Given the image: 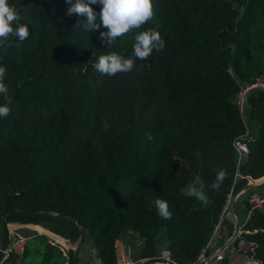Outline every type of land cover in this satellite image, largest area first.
Here are the masks:
<instances>
[{
  "label": "trees",
  "instance_id": "trees-1",
  "mask_svg": "<svg viewBox=\"0 0 264 264\" xmlns=\"http://www.w3.org/2000/svg\"><path fill=\"white\" fill-rule=\"evenodd\" d=\"M8 2L30 35L0 47L12 101L0 117V241L5 222L36 224L69 243L86 234L95 257L116 264V240L126 232L140 238L141 259L159 254L155 238L163 231L171 261L195 264L216 232L219 243L229 238L228 194L247 178H264V89L245 92L254 133L236 181L231 145L246 131L237 94L264 78V0H152L154 16L138 31L156 29L165 46L115 76L93 64L111 52L129 58L135 31L106 47L98 39L106 29L75 28L86 17L68 16L65 0ZM216 169L226 179L213 190ZM196 176L206 204L180 193ZM157 198L167 201L171 219L158 215ZM240 228L250 243L244 254L264 264V206ZM65 261L58 245L37 234L22 255L8 253L0 264Z\"/></svg>",
  "mask_w": 264,
  "mask_h": 264
},
{
  "label": "clouds",
  "instance_id": "clouds-1",
  "mask_svg": "<svg viewBox=\"0 0 264 264\" xmlns=\"http://www.w3.org/2000/svg\"><path fill=\"white\" fill-rule=\"evenodd\" d=\"M69 5L66 14L68 16L78 15L86 17L83 22L78 21L75 28L82 27L84 31L96 32L101 26L106 31H100L98 39L106 47H111L119 37L135 31L133 38L132 53L129 58L111 52L100 55L93 64L94 69L101 75L115 76L118 73H128L134 68V59L146 60L153 50L161 51L165 41L160 33L153 28L138 31L154 16L152 0H65ZM92 5H99L100 11L94 10ZM21 17L8 0H0V47L8 45L10 36L16 37L20 42L25 41L29 35L26 24L20 23ZM6 75V68L0 66V95L6 98V103L0 105V117H7L10 114L9 104L11 98L8 96V86L3 82ZM102 127H109L107 121L102 122ZM147 140L151 142L153 137L146 134ZM199 155V153H197ZM215 181L210 185L211 189L218 190L226 179V170L216 169ZM181 195L195 198L206 204L207 196L204 192V185L199 176L194 177L187 185L180 190ZM155 207L159 216L164 219H171L167 201L157 198Z\"/></svg>",
  "mask_w": 264,
  "mask_h": 264
},
{
  "label": "crops",
  "instance_id": "crops-1",
  "mask_svg": "<svg viewBox=\"0 0 264 264\" xmlns=\"http://www.w3.org/2000/svg\"><path fill=\"white\" fill-rule=\"evenodd\" d=\"M242 119L245 124V119L243 118V114H242ZM250 125L252 128V132L254 133L252 124L250 123ZM245 127H247V125H245ZM247 132H248L247 136H249V134H251V131L247 129ZM262 184H264V181L249 189H245L246 186H243L236 193L228 194L227 201L223 208L222 213L225 212L224 216H227L232 221V232H233V226L235 224L236 230H239V232L241 233L242 230L240 226L244 222V217L246 212L245 197L248 194L249 190L263 192L262 188L257 187ZM231 198L234 199L231 210L232 214H230L227 210L228 207L227 205ZM217 227L218 226H216V228ZM8 229L10 235H19L26 237L37 234L44 235L45 237H47L48 241L51 244H56L60 247L65 257H66V252H65L66 249L68 247L74 248L77 242L76 241L75 244L72 245L66 239L36 224L10 223L8 224ZM118 239H119L118 243H116V264H137L145 259V258H141V259L137 258V254L141 246V240L136 233L126 232ZM227 239L222 243H219L218 234L216 232L210 244L208 245V248L206 249V254L208 253L207 255H211L217 249L225 247L224 251L228 257V264H249V259L250 260L252 259L248 258L244 253L242 254L238 252L236 249L233 251L234 248L233 242L228 241L225 244V246L223 245V243H225ZM156 245L160 250L164 249L163 236H161L160 239L156 240ZM74 256H75L74 264H86L87 262L95 258V254L92 245L90 243V239L86 234L82 235V241L79 242L73 257ZM252 262L254 264H258L257 261L252 260Z\"/></svg>",
  "mask_w": 264,
  "mask_h": 264
},
{
  "label": "built area",
  "instance_id": "built-area-1",
  "mask_svg": "<svg viewBox=\"0 0 264 264\" xmlns=\"http://www.w3.org/2000/svg\"><path fill=\"white\" fill-rule=\"evenodd\" d=\"M261 88L264 89V78H258L254 83L251 85H246L244 88L241 89V91L237 94L236 101L238 104V109L240 113H243V107H244V92H246L250 88ZM247 130L244 134L234 138L232 140V148L234 151V175H233V181L239 180L242 176L239 173V166L245 159V156L248 154V148L246 145V137H247ZM252 179L247 178V183H249ZM245 204H246V212L244 221H246L250 215H252L254 210H260L264 206V193H260L259 191H252L249 190L248 194L245 197ZM27 237L26 236H19V235H10L6 249L4 251V255L6 256L8 253H13L18 256L23 254L24 246L26 242ZM236 240V250L240 253H245V251L248 249L250 243L246 242L240 237L239 230H236L234 236L230 240L233 242ZM210 240L206 243L205 247L200 252L197 262L202 261V264H221L222 256L225 254V247H222L220 249H217L214 251L211 255L206 254V249L208 248V245ZM160 259L166 264H175L171 261L170 255L168 250L162 249L159 251V254L155 257ZM196 262V263H197ZM86 264H104L102 261L97 259L96 257ZM249 264H253L249 262Z\"/></svg>",
  "mask_w": 264,
  "mask_h": 264
},
{
  "label": "water",
  "instance_id": "water-1",
  "mask_svg": "<svg viewBox=\"0 0 264 264\" xmlns=\"http://www.w3.org/2000/svg\"><path fill=\"white\" fill-rule=\"evenodd\" d=\"M244 97H245V92H244ZM264 175V174H263ZM264 181V178H260V179H255V180H251L249 183H247L245 186V189H249L251 187H254L256 186L257 184L261 183ZM233 198L230 199L229 203H228V207H227V210L230 214H232V204H233ZM8 224L10 223H4L3 224V233H2V237H1V241H0V263L1 261L6 257L4 255V251L6 249V246H7V242H8V239H9V236H10V232H9V229H8ZM12 224V223H11ZM236 232V226L234 224L233 226V232L231 234V236L227 239V241L225 243H223V245L225 246V244L230 241L232 239V237L234 236ZM82 239V235L79 236L77 242H76V245L74 248H67L66 249V264H74V252L76 250V248L78 247V244L80 242V240ZM249 262L252 263V260L249 259ZM137 264H166L164 263L163 261H161L160 259L158 258H145L143 261H140L139 263ZM195 264H202V261H198L197 263ZM254 264V263H253Z\"/></svg>",
  "mask_w": 264,
  "mask_h": 264
},
{
  "label": "rangeland",
  "instance_id": "rangeland-1",
  "mask_svg": "<svg viewBox=\"0 0 264 264\" xmlns=\"http://www.w3.org/2000/svg\"><path fill=\"white\" fill-rule=\"evenodd\" d=\"M245 109H246V108H245V106H244V110H243V118L245 119V125H247L246 130L248 129L249 131L252 132V128H251V125H250V121H249V119H248V117H247V112H246ZM257 187L262 188L263 191H264V184H262V185H260V186H257ZM260 190H261V189H260ZM241 217H242V216H241ZM161 236H163V231H160L159 234L156 236L155 239H158V238L160 239ZM118 240H119V239L116 240V243H118ZM71 244L74 245L75 243L73 242V243H71ZM66 260H67V259H66ZM65 262H66V261H65Z\"/></svg>",
  "mask_w": 264,
  "mask_h": 264
}]
</instances>
